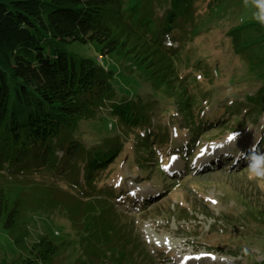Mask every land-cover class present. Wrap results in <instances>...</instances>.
I'll list each match as a JSON object with an SVG mask.
<instances>
[{
    "label": "trees",
    "instance_id": "obj_1",
    "mask_svg": "<svg viewBox=\"0 0 264 264\" xmlns=\"http://www.w3.org/2000/svg\"><path fill=\"white\" fill-rule=\"evenodd\" d=\"M197 1L0 0V225L23 248V254L4 264H54L64 251L78 249L88 259L113 264L132 259L135 252L148 257L133 217L118 205L127 190L120 187L122 172L112 176L113 167L133 135L134 152L125 154V160L150 180L155 168L147 166L148 160L164 170V150L179 154L182 147L188 149L195 140L182 138L185 129L195 126L193 134L189 131L195 135L205 126L202 120L208 116L193 108L192 92L177 68L178 46L195 36L197 19L222 5L238 6L240 0H207L203 14ZM226 37L233 54L246 60L249 73L261 83L249 97L253 107L245 111L259 115L264 112V26L239 24ZM73 42L95 43L101 59L131 61L155 90L162 86L169 93L177 82L183 88L171 96L177 97L178 107L165 115L152 113L154 99L116 86L114 67L76 57L66 48ZM227 105L212 110L210 118L218 120L225 111L240 114L231 109L233 103ZM102 114L113 129L87 141L82 124ZM240 124L237 119L235 126ZM256 140L264 151V126ZM35 214L66 218L78 248L72 240L56 243L47 234L24 247L15 236L17 228Z\"/></svg>",
    "mask_w": 264,
    "mask_h": 264
},
{
    "label": "rangeland",
    "instance_id": "obj_2",
    "mask_svg": "<svg viewBox=\"0 0 264 264\" xmlns=\"http://www.w3.org/2000/svg\"><path fill=\"white\" fill-rule=\"evenodd\" d=\"M206 1H197L200 14L208 11ZM228 8L222 5L221 9L197 19L195 36L178 46L177 68L186 78L187 91L192 92L193 108L208 116V120H202L206 122L204 127L196 124L203 127L198 134L192 135L195 126L185 129L182 138L191 137L195 142L186 150L182 147L179 154L164 150L167 159L164 172L148 160L147 166L155 169L149 172L150 180H144L137 174L139 167L125 160L124 155L132 151L131 135L113 167L112 176L122 172L124 183L120 187L127 190L120 194L118 205L133 217V228L139 232L138 238L146 241L151 264H264V181L248 179L244 159L234 162L238 151L247 153L264 126V112L254 116L246 113L253 107L249 97L261 83L249 73L246 60L233 54L226 37L230 28L256 21L252 17L254 9L245 7L243 0ZM165 43L177 46L169 40ZM66 48L78 58L99 59L105 67H114L116 86H124L129 93L134 89L143 98L156 101L152 113L165 115L178 107L177 97L171 96L174 90L183 88L177 82H172L174 87L169 93L162 86L155 90L131 61L120 63L108 56L101 59L95 43L73 42ZM230 103L231 109L238 112L240 109L237 117L233 111H225L222 115L218 112L221 115L218 120L210 118L212 110ZM237 119L241 124L235 126ZM113 127V122L103 114L82 124L87 141L98 139ZM232 133L239 135L229 142ZM245 145L250 147L242 148ZM157 176H161L159 182L154 181ZM17 230L15 236L22 239L26 248L41 234H47L56 243L72 240L74 249L78 248L68 220L58 215H30ZM22 249L0 225V264L19 257ZM147 258L135 252L132 259L116 264H146ZM81 259L85 264H113L105 258L88 259L81 249L64 251L54 264H79Z\"/></svg>",
    "mask_w": 264,
    "mask_h": 264
},
{
    "label": "clouds",
    "instance_id": "obj_3",
    "mask_svg": "<svg viewBox=\"0 0 264 264\" xmlns=\"http://www.w3.org/2000/svg\"><path fill=\"white\" fill-rule=\"evenodd\" d=\"M245 7L254 9L252 13L253 19L264 26V0H243ZM239 133H232L231 136L236 138ZM235 140V139H234ZM260 141L254 140L247 153L238 151L236 160L244 159L247 162V173L249 180L264 181V151L259 148Z\"/></svg>",
    "mask_w": 264,
    "mask_h": 264
},
{
    "label": "snow or ice",
    "instance_id": "obj_4",
    "mask_svg": "<svg viewBox=\"0 0 264 264\" xmlns=\"http://www.w3.org/2000/svg\"><path fill=\"white\" fill-rule=\"evenodd\" d=\"M234 139H235V138H234L233 136H231V135L228 137L229 142L233 141ZM204 152H205V150L202 149V150H201V155H203ZM174 159H175V158L173 157V160H174ZM212 202L215 203V201H212Z\"/></svg>",
    "mask_w": 264,
    "mask_h": 264
}]
</instances>
